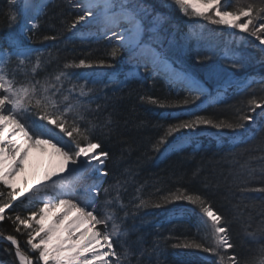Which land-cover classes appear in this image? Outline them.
Instances as JSON below:
<instances>
[{
  "label": "rangeland",
  "instance_id": "obj_1",
  "mask_svg": "<svg viewBox=\"0 0 264 264\" xmlns=\"http://www.w3.org/2000/svg\"><path fill=\"white\" fill-rule=\"evenodd\" d=\"M69 2L77 15L80 14V10L74 7L78 0ZM36 19H29L23 25L24 29H33ZM76 29L84 35L104 37L94 26H86L83 22L77 24ZM245 33L232 54L224 53L206 36L197 37L190 33L181 39L180 48L186 64L196 71L207 72V77L202 80L191 73L204 84L206 91L203 94L167 77L158 81L151 66L135 65L123 50L121 75L95 81L90 110L100 136L106 141L105 150L109 156L103 167L108 174L99 177L97 173L89 172L86 176L88 182L75 186L74 200L84 205L82 201L93 198L94 190L89 191L91 185H103L108 178L111 179V193L120 199V207L133 220L128 229L120 232L118 243L123 254L127 252V256L134 257L141 264H221L215 253L205 252L203 248L184 247L194 242L208 247L214 244V240L209 228L202 223L199 206L175 200L173 197L178 194L200 195L222 216L221 223L227 226L233 248L221 249V254H234L237 264H249L253 238L262 243L258 248L253 247V252L260 248L256 255L253 254V264L264 262V232L258 236L262 228L257 226L251 231V223L246 220L253 219L255 224L264 215V147H256V139L264 132V110L257 109L253 123L247 126L248 131L240 130L239 134L217 129L214 125H199L195 129H181L166 135L171 126L196 116L214 123L232 121L234 117L222 110L221 104L243 98L244 106L235 109L236 116L237 110L248 109L251 98L264 97V44L251 33ZM109 39L117 46L114 37ZM236 60L239 63L234 64ZM3 64L0 63V74ZM212 71L217 73L215 79L209 78ZM225 81H231V86ZM185 100L188 103H184ZM114 134L120 137L119 147L114 143ZM132 160L142 168L145 177L156 179L159 189L171 199L160 205L156 213L146 215L131 202L129 161ZM37 169L28 156L29 174L23 173L22 182L17 183L18 191L23 188L25 179L31 182L34 174L42 172ZM223 170L235 171L237 176L219 190L214 199L207 200L202 187L204 177H215ZM78 192L82 193L78 195ZM25 196L19 200L25 201ZM41 196L48 199L43 193ZM252 199L253 210L248 204L239 210V202ZM98 230L102 237L104 226L100 225ZM111 261L114 264L115 258L112 257Z\"/></svg>",
  "mask_w": 264,
  "mask_h": 264
},
{
  "label": "snow or ice",
  "instance_id": "obj_2",
  "mask_svg": "<svg viewBox=\"0 0 264 264\" xmlns=\"http://www.w3.org/2000/svg\"><path fill=\"white\" fill-rule=\"evenodd\" d=\"M10 2L13 5L19 4L20 22L26 25L29 19L34 21L44 12L48 0H10ZM171 3L187 16L200 17L211 24L250 32L261 44H264V15H262L264 7L257 8L252 4L234 6L233 0H223V3L221 0H171ZM74 7L80 10V14L72 22L71 28L75 29L77 24L84 22L94 26L105 38L114 37L117 46L111 50L112 58H116L123 50L129 60L137 66L143 65L145 68L151 66L154 72L162 73L172 81L185 84L191 91L200 94L206 91L203 83L187 71L174 67L169 61L163 51L162 38L159 35L162 18L157 14L147 19L150 14L140 0H78ZM242 18H246L243 23L240 22ZM10 20L13 23L17 21L15 12L11 14ZM254 21L258 22L254 23ZM35 27L37 25L33 23L32 28ZM50 38L55 39V37ZM31 55L32 50L25 47L16 37L9 38L7 47H0V63L6 64L12 57H16L23 64ZM99 63L104 64L105 61L101 60ZM236 63L239 61H234V64ZM78 66L92 65L81 59ZM61 75L67 78L66 74L61 73ZM216 77L217 73L214 71L209 73L210 79ZM56 80H60V75ZM225 83L231 86L232 82L225 81ZM37 84L15 87L11 79L0 74V185L9 189L6 194L0 191V197L6 195L10 201H15L28 193L25 202L39 200L43 204L38 211H30L26 217L16 215L12 218L5 215L6 209L11 208L12 203L0 201V222L10 219L17 232L21 231V226L31 230L28 232L26 245L30 246V252L38 253L37 264H113L108 259L109 256L115 258L114 264H121L120 254L112 244L113 237L121 235L119 226L112 222L109 230V222L113 221V216L97 213L95 207V196L99 195L102 185H92L89 191L94 190L93 198L86 202L82 201L84 207H80L72 197L75 185L80 183L89 172H95L99 177L107 176L108 173L103 166L109 154L104 150L97 151L102 149V145L92 139L88 127L82 129L77 123L78 120L84 119L79 104H61L55 98L56 92L50 93L46 87L38 88ZM79 87L80 96H87L91 91L89 89L85 92L83 84ZM67 99L68 97L65 96L64 100ZM184 103L188 101L185 100ZM257 109L264 110V97L251 98L248 101V109L237 110L232 121L214 123L210 119L196 116L195 119L183 120L171 126L166 135L181 129H195L199 125H214L217 129H228L237 134L240 130L246 132L247 126L254 121ZM33 112L38 119L29 122L27 117ZM69 118L71 124L68 122ZM56 129L60 131L56 132ZM65 136L71 140L66 141ZM39 144L51 145L55 149V154L60 157V162L53 167V162L50 161L49 166L42 169L41 173L34 174L31 182L25 179L23 188L17 191L16 182L28 169L29 152L32 147ZM65 169H69L68 175L72 177V183L52 180L54 175ZM47 181L52 182L49 184L46 183ZM103 191L107 193L108 189ZM41 193L48 199H43ZM173 198L199 206L202 223L209 228L214 240V244L208 247L195 242L190 245L185 244L184 247L203 248L205 252L215 253L221 264H237L234 254L227 256L220 251L233 248V244L228 239L227 226L221 223L222 216L200 195L178 194ZM143 203L141 201V205ZM97 225L104 226L102 237ZM37 237L38 242H34ZM0 239L16 246L15 255L21 264H32L14 236L4 237L0 234ZM105 247L109 251L98 250ZM124 255L127 256V252Z\"/></svg>",
  "mask_w": 264,
  "mask_h": 264
},
{
  "label": "trees",
  "instance_id": "obj_3",
  "mask_svg": "<svg viewBox=\"0 0 264 264\" xmlns=\"http://www.w3.org/2000/svg\"><path fill=\"white\" fill-rule=\"evenodd\" d=\"M221 2L223 3V0ZM140 3L147 8L150 14L147 19H151L157 14L162 18L159 35L162 38L165 55L181 70L192 73L200 80L207 77V72L196 71L186 64L180 48V41L184 36L195 33L197 37H209L226 54H232L239 40L246 36V33L239 29L211 24L200 17L187 16L175 7L171 0H140ZM233 4L234 6L237 4L241 6L252 4L259 8L264 7V0H233ZM13 12L17 14V21L14 23L10 20ZM76 16L77 12L72 8L69 0H51L47 3L44 12L37 17L35 21L37 27L27 31L20 22L19 4L13 5L10 0H0V47H7L9 38L16 37L25 47L32 50L31 57L24 60L23 64L16 57H12L6 64L4 63L2 74L11 79L15 87L37 84L38 82V88L46 87L50 93L56 92L55 98L61 104H79L80 113L84 116V119L78 120L77 123L82 129L88 127L92 139L102 145L100 150L106 151V141L100 136L97 122L91 115L90 99L97 79H108L111 76L119 77L121 75L122 52L116 58H112L110 53L116 45L109 38L84 35L76 28H71ZM244 21L245 19L240 22L243 23ZM257 22L254 21V23ZM45 37H49V39H45ZM50 37H55V39ZM81 59L90 62L92 66H78ZM37 60H39V66H37ZM101 60L105 63H99ZM33 69H35L34 72ZM61 73L66 74L67 78ZM58 75H60L59 81L56 80ZM81 84L84 85L85 92L91 89L87 96L79 95ZM65 96L68 97L67 100H64ZM243 104V98H236L229 103L221 104L220 108L231 113L235 118V109L243 107ZM27 118L29 122L38 119L34 112ZM41 122L43 123V121ZM68 122L71 124L70 118ZM50 127L53 126L50 125ZM55 131L59 132L60 130L56 129ZM64 139L66 141L71 140L66 136ZM113 139L116 146L119 147L120 137L114 134ZM256 140V147H264V132ZM225 171L223 170L215 177H204L202 187L204 197L207 200L214 199L218 194L217 192L227 187L232 178L237 176L234 174L235 171ZM112 185L113 182L108 178L105 184L102 185L99 195L95 197V207L97 213L113 216V221L109 222V230L112 222H115L121 232L128 229L133 224V220L132 216L120 207V199L111 193L110 187ZM103 189H108L107 193ZM0 191H4L6 194L9 189L0 185ZM0 201L9 202L10 198L5 195L0 197ZM10 202L12 207L6 209L5 215L12 218L16 215H20L22 218L26 217L30 211H38L40 207H43V204L39 201L25 202L17 199ZM243 202L244 204H242V201L239 202V210L246 207L247 204L253 210V199L249 202ZM241 220H243V217ZM241 220L239 221L241 222ZM246 220L249 221L250 219L247 218ZM238 226L240 227V223ZM250 228L255 230L254 227L250 226ZM29 231L31 230L25 229L23 226H21L20 232L15 231V226L10 219H5L0 223V234H3L4 237L14 236L21 250L32 259L33 264H37L36 257L38 253L30 252V246L26 245ZM117 238L113 237L112 244L116 252L120 254L121 264H141L134 257L125 256L122 253ZM34 242H37V240ZM0 262L3 264H21L15 255V248L3 241L0 242Z\"/></svg>",
  "mask_w": 264,
  "mask_h": 264
},
{
  "label": "bare ground",
  "instance_id": "obj_4",
  "mask_svg": "<svg viewBox=\"0 0 264 264\" xmlns=\"http://www.w3.org/2000/svg\"><path fill=\"white\" fill-rule=\"evenodd\" d=\"M83 24L86 26H91V25L85 24L84 22H83ZM170 62L173 63L172 61H170ZM173 66H174V63H173ZM153 76H154V78H156L160 82L164 81V78L166 77L162 73H156V72H154ZM182 85H185V84H182ZM232 90L235 91V90H240V89H232ZM29 156L32 158V161L37 166L38 172L42 171V169H44V168H47L49 166L50 161L53 162V167L58 165L60 162V157L55 154V149H53L51 147V145H49V144H39V145H36L35 147H32L30 152H29ZM129 168H130V173H131V181H130L131 194H130V198L132 200L131 202H132L133 206L137 210L143 211L146 215H148V214L150 215V214L156 213V211L158 210L160 205L167 204V202L169 200H171L170 197L166 193H163V191L159 189V186L157 185L156 179L150 178L149 176L145 177V175H143L142 168L135 161H133V160H132V162L129 161ZM68 173H69V169H65L63 172H58L57 175H54L52 177V180L65 181L67 183H72L73 182L72 177H70L68 175ZM27 174H29V170H28ZM22 178H23V174H21L19 180H17L16 183H21ZM85 181L88 182V179L86 177L83 178L81 180V182L76 184L75 186L81 185ZM47 182H49V181H47ZM80 193H82V192H78V195H80ZM75 194H77V193H75V191L73 190V193H72L73 198H74ZM141 201L144 202L143 205H141ZM242 204H244L243 201H242ZM79 206L84 207L83 204H80ZM70 215H72V214H70ZM73 218H74V216H73ZM240 219H242V217H240ZM249 223H251V225H250L251 227L255 228L256 226H260L264 230V215L259 217V219L256 221L255 224H253V221L251 219L249 220ZM96 227H97V229H99L100 225H97ZM250 230L252 231L253 228L252 229L250 228ZM261 232H262V230L260 232H258L257 235L258 236L262 235ZM260 242L261 241L258 239H254V240H253V238L251 239V244L253 246L250 250L251 260L249 261V264H253V254L256 255L257 252L260 251V248H259L258 251H256V249H255L253 252V247L258 248V246H260L262 244ZM102 243H104L103 240H102ZM98 250H100L102 252H107L108 248L105 247L103 249H98ZM111 258H112V256L108 257V259L110 261H111Z\"/></svg>",
  "mask_w": 264,
  "mask_h": 264
},
{
  "label": "water",
  "instance_id": "obj_5",
  "mask_svg": "<svg viewBox=\"0 0 264 264\" xmlns=\"http://www.w3.org/2000/svg\"><path fill=\"white\" fill-rule=\"evenodd\" d=\"M3 241H5V242H7L9 245H11V242H9V241H6V240H4L3 239ZM11 246H13L14 248L16 247L15 245H11ZM31 260V259H30Z\"/></svg>",
  "mask_w": 264,
  "mask_h": 264
}]
</instances>
